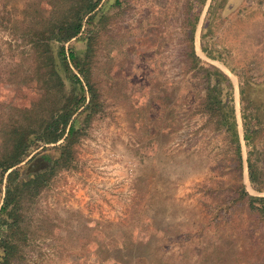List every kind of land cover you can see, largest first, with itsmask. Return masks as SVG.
I'll list each match as a JSON object with an SVG mask.
<instances>
[{
    "label": "rangeland",
    "instance_id": "1",
    "mask_svg": "<svg viewBox=\"0 0 264 264\" xmlns=\"http://www.w3.org/2000/svg\"><path fill=\"white\" fill-rule=\"evenodd\" d=\"M49 1L0 0V146L24 128L36 130L66 97L80 94L75 77L94 113L87 116L82 105L71 116L80 132L70 162L54 164L65 133L55 143L32 144L16 165V180L43 171L48 178L29 203L23 188L10 264H75L89 252L81 241L122 239L136 224L169 264H264V212L236 200L235 190L242 183L250 196H264L247 166L248 152L264 148V0H101L90 22L86 15L64 42L77 60L54 58L64 85L32 57L38 18L49 16L51 1L66 0ZM191 40L196 63L187 54ZM200 64L229 80L224 94L234 110L240 170L228 132L200 105L207 81ZM159 102L172 103L178 119L166 138L155 119Z\"/></svg>",
    "mask_w": 264,
    "mask_h": 264
},
{
    "label": "trees",
    "instance_id": "2",
    "mask_svg": "<svg viewBox=\"0 0 264 264\" xmlns=\"http://www.w3.org/2000/svg\"><path fill=\"white\" fill-rule=\"evenodd\" d=\"M100 1L66 0L62 3L61 1H51L49 16L47 18H38V21L42 22V27L33 33L34 37L38 40L37 45L33 46V60L36 63L41 62L45 67V72L50 76L56 73V80L62 85H64V82L53 67L54 58L56 57L62 62H66L67 58L72 62L77 60L75 51L71 47L65 49L64 42L72 39L79 33L86 15H88L87 22H90L93 12ZM33 18L34 20L37 19L35 16ZM89 37L87 54L91 51L92 38ZM56 41L60 44L56 45ZM54 46L56 47L55 50L53 49ZM187 54L193 59V62L196 63L199 61V58L195 55L192 40L190 51ZM79 69L86 81L88 92L90 93V101L93 104L95 94L85 72L81 68ZM198 69L202 70L207 77L204 94L200 98V105L206 114L216 118L217 125L223 127L228 132L230 137L229 143L234 147L235 161L240 170V144L236 131L234 110L233 106L228 104L226 93L224 94V90L230 88L229 80L217 69H212L202 64H200ZM211 75H215L213 84L210 82ZM75 78L82 92L69 98L66 97L65 102L61 104L56 116L50 115L45 120V124H42L36 130L28 131V128H24L17 139L11 140L4 147L0 146V182H2L5 173H7L4 183V197L0 206V264H10L18 246V241L13 236L21 221L19 218L21 216L23 202V188L28 187L29 203L42 191L47 184L46 181L48 178V172L43 171L28 179L16 180V177L20 173V167L16 165L23 161L32 144L37 143L39 140L43 143H55L65 133L67 135L63 142L57 146L59 154L54 160V164L57 166L70 162L72 146L75 143L74 137L80 132V129L75 127L73 121L70 122L71 116L82 105H84V110L90 111L87 113V116L94 113V110L88 106V103H85L87 96L82 83L77 77ZM159 103L161 104V111L155 116V119L157 126L161 130L160 136L166 138L165 129L172 126V123L177 122L178 119L174 118L172 103L166 107L163 106L164 102ZM144 112L147 117H153L150 108L145 109ZM244 131V138L248 142L249 135L246 122H244ZM252 154H256L255 158L251 156ZM260 154H262L261 159L264 163V148H262ZM260 154L256 153V149L248 152L247 166L250 182L257 190L263 191L264 167H260L257 164V159ZM235 190L237 193L236 200L241 201L247 198L251 207L256 208L260 212H264V196H250L245 191L242 183ZM253 202L258 203V206H254ZM139 228L140 226L136 224L135 227L127 231V234L122 239L112 240L107 236L94 235L89 240V245L87 246L81 241V246L89 248V252H86L83 256L74 257L75 264H169L168 256H164L165 262L162 257L158 256V241L151 242L147 239H141L139 236Z\"/></svg>",
    "mask_w": 264,
    "mask_h": 264
}]
</instances>
